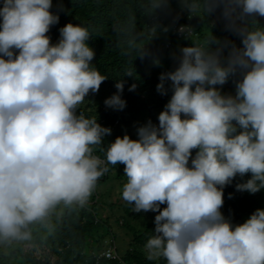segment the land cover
I'll return each instance as SVG.
<instances>
[{"label":"clouds","instance_id":"obj_1","mask_svg":"<svg viewBox=\"0 0 264 264\" xmlns=\"http://www.w3.org/2000/svg\"><path fill=\"white\" fill-rule=\"evenodd\" d=\"M217 4L225 15L238 7L241 19L264 17V0ZM51 7L52 0H3L0 7V245L31 241L36 225L51 235L53 217L86 208L107 165L120 163L123 200L134 212L159 213L144 245L148 260L264 264V210L236 226L220 211L223 188L237 175L251 174L238 191L264 189V30L242 32L243 50L228 67L203 46L183 48L177 69L159 78L161 95L166 80L173 89L159 126L139 127L138 140L117 137L105 161L93 152L111 129L76 110L107 77L91 66L87 27L68 23L50 43L46 34L59 22ZM237 68L246 71L236 96H222L215 86ZM115 87L105 105L123 110L124 82Z\"/></svg>","mask_w":264,"mask_h":264},{"label":"trees","instance_id":"obj_2","mask_svg":"<svg viewBox=\"0 0 264 264\" xmlns=\"http://www.w3.org/2000/svg\"><path fill=\"white\" fill-rule=\"evenodd\" d=\"M2 6L3 0H0ZM49 11L59 16V22L46 34L52 45L59 42L60 29L68 23L87 27L90 31L91 36L86 43L95 53L91 66L107 78L98 93H89L85 97L76 114L96 118L102 127L111 129V135L104 136L102 144L95 146L93 152L105 161L106 150L117 137L128 135L130 139L138 140L139 127L149 121L159 126L158 116L173 95L170 80L164 84L166 95L157 91L160 75L177 69L182 49L188 47L189 39L195 37V46L205 47L206 52L217 56L221 67H228L243 50L242 32L257 28L264 30V17L253 14L241 19L238 7H234L230 15H225V6L218 5L217 0H52ZM215 15L219 17L217 20H214ZM177 26L188 27L192 35L177 38L172 35L173 28ZM165 28L170 31V38L163 45L157 39L162 37ZM176 39L186 42L174 56L171 51ZM229 50L232 52L230 57H223ZM13 51L18 55V50ZM245 71L237 68L223 86L215 87L223 96L236 93V84L243 79ZM121 81L124 82L121 98L126 102L125 108L114 110L106 107L105 100L117 93L115 84ZM132 84L137 87L129 91ZM197 151L192 150L189 167ZM107 166L109 171L98 180L96 187L104 186L112 179L121 182L123 187L127 182L125 165ZM114 173L115 178H112ZM250 178V173L243 177L237 175L223 188L224 203L220 211L233 226L246 222L257 209L264 210V189L255 194L236 189L237 184ZM96 197L90 199L86 208L66 213L58 222L53 217L56 229L51 235L36 225L33 226L31 241L0 245V264H166L164 258L148 260L144 250L147 240L154 235L158 212L150 211L152 219L141 229L124 220L121 226L131 233L132 238L123 255H118L111 248L104 250V236L100 235V229L108 224L97 211ZM166 207V203L160 205L161 210ZM135 213L140 215L143 211ZM107 250L114 251L117 258L107 259L104 256Z\"/></svg>","mask_w":264,"mask_h":264},{"label":"rangeland","instance_id":"obj_3","mask_svg":"<svg viewBox=\"0 0 264 264\" xmlns=\"http://www.w3.org/2000/svg\"><path fill=\"white\" fill-rule=\"evenodd\" d=\"M218 18V15L214 16V20H217ZM169 38L170 31L165 28L163 30L162 37L157 39V41L158 43L164 45L168 43ZM196 40L197 39L195 37L189 39L188 47H194L197 44ZM184 42L186 41L178 39L173 42L171 53L174 56L178 55ZM231 53L232 52L229 50L223 54V57L229 58ZM230 96L235 97L236 93ZM111 177L115 178V173L112 174ZM122 191L123 187L121 186V182L117 181L116 179H112L104 186L96 187L91 196L92 198L97 195V211L100 217L103 220L107 221L108 224L107 226H102L100 229V235L104 236V250L111 248L120 256L124 254V252L128 248V243L132 238L131 233L121 226V224L124 223V220L127 221L131 226L137 229H141L144 226V223L147 224L152 219L150 211L143 212L140 215H137L134 211H132L133 206L129 205L126 201L123 200ZM117 220H119V222H117ZM53 260L54 259H52V261Z\"/></svg>","mask_w":264,"mask_h":264},{"label":"built area","instance_id":"obj_4","mask_svg":"<svg viewBox=\"0 0 264 264\" xmlns=\"http://www.w3.org/2000/svg\"><path fill=\"white\" fill-rule=\"evenodd\" d=\"M172 35L176 36L177 38H183V37L187 38L188 36L192 35V30L186 26H177V27L173 28ZM104 256L107 259H116L117 258V255L112 250H107L104 253Z\"/></svg>","mask_w":264,"mask_h":264}]
</instances>
